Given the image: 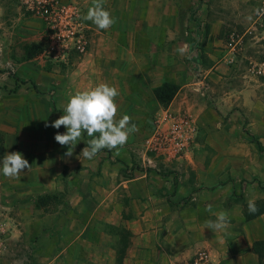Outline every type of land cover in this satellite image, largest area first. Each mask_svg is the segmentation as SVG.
I'll use <instances>...</instances> for the list:
<instances>
[{"label": "rangeland", "instance_id": "374dc122", "mask_svg": "<svg viewBox=\"0 0 264 264\" xmlns=\"http://www.w3.org/2000/svg\"><path fill=\"white\" fill-rule=\"evenodd\" d=\"M177 2L174 23L179 27V32L173 37L171 33H166L164 41L186 43L178 67L181 78L177 81L182 85H192L185 86L182 94L176 93L174 99L162 104L154 99L150 91H138L137 95H133L139 89L132 88L131 80L117 79L116 73L113 80V71L108 65L102 66L101 72L91 61L80 65L85 54L91 50L87 55L89 60L92 57H103L105 60L114 57L113 49L111 46L108 48L110 42L121 39L146 40L138 23L140 18H132L133 25L125 38L109 33L102 41L98 34L91 43L92 33L86 30L85 54L70 52L64 61H54L42 56L47 41L42 23L21 11L15 0H0V168L5 156L2 146L11 136L19 141L21 154L28 160H33L35 155L40 158V152L51 156L53 151L68 148L54 139L57 132L63 134L66 129L63 126L55 129L50 125L63 115L70 95L100 82L115 87L120 85V95L116 98L117 119L129 115L131 123L138 127V131L129 136L123 147L102 149L91 160L80 155L87 142L95 138L85 132L73 150V155L82 157L81 164L75 165L68 174L64 168L61 174L62 178L69 174L78 176V183L73 181L72 185L64 186L59 193L29 197L15 194L1 185L7 181V177L0 172V264H123L126 250L136 247L134 237L140 232L146 234L149 240L158 238L161 241L160 246H155L158 250L164 248L163 236L167 232L171 243L179 241L181 236L173 226L177 220L182 227L185 223L183 230L189 237L190 207L195 205L191 198L203 192L210 196L206 204V207L212 205V212L206 210L210 220L215 219L213 213L221 210L229 215L232 231L228 235L217 233L228 240L239 235L253 239L264 237V215L250 221L243 218V206L249 199L254 202L261 200L264 204V153L258 152L255 144L243 132L246 129L238 121L239 127L235 124L231 128L230 123H226L224 128L218 124L213 125L215 128L212 129L206 127L213 123L214 116L218 120L221 118L222 124L227 118V115L223 117L215 111L216 107H220L214 103L211 89L214 86L219 92L220 86L225 87L224 80L218 78L213 81L207 74L215 63L204 49L208 34L205 36V30L207 27L209 30V21L213 16L212 0ZM164 24H171L168 16ZM237 35V31L228 28L222 36L223 51L229 39H236ZM239 48L238 42L232 60L227 61L231 69L226 87L235 90L241 85L238 79L242 80L246 75L259 86L258 93L264 99L261 80L250 73L254 63L264 60V48L256 44L247 47L245 57L238 53ZM129 51L130 67L136 71L148 63L145 58L139 59L140 53L153 50ZM178 51L181 52L180 49ZM81 72L85 74L81 76ZM13 76L28 82L15 83ZM173 102L177 103V108L169 107ZM161 110L186 115L197 127V136L191 148L176 161H166L146 148V140ZM198 117L203 120L202 124ZM246 117L247 113L245 116L242 114L245 121ZM222 136L246 138L253 149L246 150L235 144H208L210 139ZM263 139L257 141L264 147ZM36 145L43 146L44 151H37ZM242 152L250 157L246 163L237 160ZM135 171L146 173L149 186H161L159 196L163 199L159 204L150 203L148 210L111 208L107 191L100 189L97 180L107 189L113 180L119 182L121 178H131ZM179 185L188 189L177 195L175 190ZM39 198V206H35ZM145 212L146 219L138 221ZM124 221L130 224L129 227Z\"/></svg>", "mask_w": 264, "mask_h": 264}, {"label": "crops", "instance_id": "0c3cea01", "mask_svg": "<svg viewBox=\"0 0 264 264\" xmlns=\"http://www.w3.org/2000/svg\"><path fill=\"white\" fill-rule=\"evenodd\" d=\"M260 1L262 0H212L214 7L212 10L213 16L209 21V30L204 45L207 56L215 62L207 70L209 79L213 81L218 78L224 80L223 86L225 87L220 86L219 92L216 91L214 86L211 88L213 101L220 107H216L215 111L223 117L227 115L225 124H222L221 118L218 120L214 116L213 123L206 125V127L212 129L215 128L213 125L218 124L223 127L226 123H230L231 128H233L235 124L239 127L238 122H240V126H243L258 141L264 138V99H261L258 93L257 89L259 86L254 84V80L246 75L243 76L242 80L238 79L241 85L235 88V90H229L226 87L231 68L227 65L226 52L222 50V36L228 31V28L237 31L240 43L238 53L241 54V57H245L244 51L247 47L256 44V46L264 48V28L261 29L255 24L259 19L257 6ZM68 2L73 3L77 7L81 19L91 6V0H69ZM177 4V0H106L105 8L116 19V23L108 30H100L91 21L82 19L86 30H90L92 33L91 43H94L93 39L98 34L100 35L99 38H102V41L105 40V34L108 36L109 33L125 38L126 33L133 25L132 18H140L138 23L141 26V33L146 40L137 42L121 39L110 42L108 43V48L111 46V49L114 51V57L106 60L103 57H92L89 60L87 55H90L91 50L87 53L85 52L86 54L84 53L85 57L81 60L80 65L84 66L87 61H91L100 72L102 66L108 65L111 68L110 70L113 71L111 75L113 80L116 73L117 79H121L122 81L131 80V84H133L132 88L137 87L139 89L133 95H137L138 91L151 92L152 88L159 86L163 82L180 86L177 94L180 92L182 94L185 86L192 85L191 83L182 85L181 82L177 81L181 78L178 67L182 59L181 55L183 56L184 53V51L177 52V50L183 49L186 43L164 41L166 33H171L173 37L179 32V27L174 23ZM167 16L168 22L171 23L170 25L164 24V19ZM145 48L152 49L153 51L147 53L142 51L139 59L145 58L148 63L141 66L140 69L138 68L139 70H132L130 67L129 50H144ZM83 74L85 72L81 76ZM99 75L103 76L104 74ZM250 80L251 83L249 82ZM116 88L118 91L121 90L120 85L116 86ZM233 106L237 108H232ZM169 107L177 108V103L173 102ZM241 113L244 116L247 113L246 121L242 118ZM198 121L201 124L203 123V120L199 117ZM208 144L211 146L235 144L241 145L246 150L253 149L251 143L243 137L235 139L222 136L214 140L210 139ZM2 147L4 148L3 152L5 155L11 152L23 153L19 141L14 136H11L9 141L7 140ZM36 149L37 151H42V149L44 151V147L41 145H36ZM67 150L68 148L65 147L62 151H53L51 152V156L40 152V158H37L35 155L33 160L25 158L31 165V168L25 169L20 174L19 179L7 177V181L1 185H4L5 189H9V191L15 192V194L21 193L26 197L63 191L64 186L68 187L72 185L73 181L78 183V176L69 174L65 175V178H62V170L66 168L68 174L75 165L82 162V157H78L79 155L77 154H72L71 157L66 156ZM237 160L246 163L250 160V157L245 152H242L239 153ZM124 163H126L125 160ZM73 177L74 180H72ZM145 177V172L135 171L134 176L131 178H121L119 182L113 180L107 189L99 184V180H97V184L102 191H107V198L111 208L127 210L130 207H134L148 210L150 203L159 204L163 198L159 196L162 191L161 186H149ZM65 183L67 184L65 185ZM187 189V186L179 185L175 193L180 195ZM191 200L195 202V205L190 207L192 218L188 222L191 231L189 237L186 235L185 230H183L185 223L182 227V223L177 220L173 226L179 231L181 236L179 241L171 243L170 238H168L169 233L167 232L163 236L162 244L164 248L158 250L155 246H160L161 241L158 238H156L157 240H149L146 234L140 232L134 237L136 247L126 250L123 264H181L199 249L207 253L213 264H264V253L261 257H258L251 250L252 243L259 240L264 241V237L253 239L239 235L236 238L228 240L217 232L213 233L212 230L204 226L205 221L210 220L205 208L206 204L210 201V196H207L206 192H203L193 195ZM145 219L146 212L144 216L139 217L138 221L141 222ZM124 222L129 227L130 224L127 221ZM231 231L232 227L230 226L228 232L230 233Z\"/></svg>", "mask_w": 264, "mask_h": 264}, {"label": "clouds", "instance_id": "9594fccd", "mask_svg": "<svg viewBox=\"0 0 264 264\" xmlns=\"http://www.w3.org/2000/svg\"><path fill=\"white\" fill-rule=\"evenodd\" d=\"M105 3L106 0H91V6L82 19L91 21L100 30L111 28L116 23V19L105 8ZM119 95L115 86L100 82L69 96L63 109V115L50 125L55 129H59L61 126L66 129L63 134L57 132L54 136L58 144L68 146L66 156H72L75 146L85 132L89 137L95 136V138L87 142V146L81 150L80 155L91 160L102 149L113 150L123 147L129 136L138 131L137 125L131 123L132 118L129 115H123L117 119L116 98ZM30 168L31 165L21 153L11 152L3 157L0 172L5 177L19 179L20 174ZM247 209L250 214L259 211L256 203L251 199L247 202ZM206 210L212 212V205H207ZM213 215L215 219L205 221V228L228 235L231 225L227 211L221 210Z\"/></svg>", "mask_w": 264, "mask_h": 264}, {"label": "built area", "instance_id": "2783aa9c", "mask_svg": "<svg viewBox=\"0 0 264 264\" xmlns=\"http://www.w3.org/2000/svg\"><path fill=\"white\" fill-rule=\"evenodd\" d=\"M17 7L40 21L46 34L42 56L49 60L64 61L70 52L85 53L86 27L77 7L67 0H15ZM259 28H264V0L257 6ZM239 37H231L225 46L226 59L234 56ZM264 87V60L254 63L250 69ZM197 136L195 122L186 115L161 110L156 116L152 132L146 140L148 151L166 161L181 159L191 148ZM181 264H213L203 250H197Z\"/></svg>", "mask_w": 264, "mask_h": 264}, {"label": "trees", "instance_id": "16d2710c", "mask_svg": "<svg viewBox=\"0 0 264 264\" xmlns=\"http://www.w3.org/2000/svg\"><path fill=\"white\" fill-rule=\"evenodd\" d=\"M208 33V27L205 30V36ZM15 81V83H21L25 84L28 81H23V80H18L15 76L12 77ZM31 86L34 88V85L31 83ZM178 86L172 83L168 82H163L159 86L154 87L151 89V93L154 97V99L157 102H160L162 104L168 103L174 95L178 91ZM243 132L251 139V142H253L258 150L259 153H264V147L260 145V143L246 130H243ZM50 197V196H49ZM51 197H54L53 195ZM40 201V198L35 201V206H39L38 203ZM259 211L256 212L255 214H250L247 209V204L243 206V218L244 221H250L253 220L254 218L264 214V204L261 200H256L255 201ZM251 250L254 254H256L258 257H261L262 254L264 253V241L259 240V241H254L251 245Z\"/></svg>", "mask_w": 264, "mask_h": 264}]
</instances>
